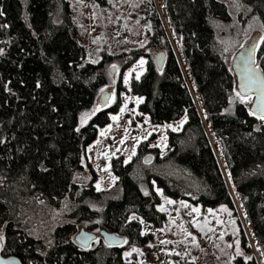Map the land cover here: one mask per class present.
Listing matches in <instances>:
<instances>
[{"label": "trees", "instance_id": "obj_1", "mask_svg": "<svg viewBox=\"0 0 264 264\" xmlns=\"http://www.w3.org/2000/svg\"><path fill=\"white\" fill-rule=\"evenodd\" d=\"M100 3L99 0H89ZM194 84L203 116L158 13L155 0H135L150 36L144 71L133 78L138 108L154 123L176 120L159 154L144 142L126 162L113 157L112 186L96 190L84 146L107 121L89 109L105 81L103 59H86L79 23L68 0H0V233L3 254L23 264H138L124 244L101 239L83 247L78 225L102 227L139 242L145 236L131 215L158 223L160 197L202 206L239 203L250 235L264 256V121L241 101L231 105L235 76L217 44V27L229 18L225 0H159ZM254 15L264 37V0H237ZM261 37V38H262ZM165 52L160 69L153 54ZM264 73V40L256 47ZM210 132V136H209ZM211 138L217 143L226 175ZM153 154L150 161L143 155ZM234 264H258L246 233Z\"/></svg>", "mask_w": 264, "mask_h": 264}, {"label": "rangeland", "instance_id": "obj_2", "mask_svg": "<svg viewBox=\"0 0 264 264\" xmlns=\"http://www.w3.org/2000/svg\"><path fill=\"white\" fill-rule=\"evenodd\" d=\"M68 1L74 20L80 24L79 39L85 47L86 59H103L104 62L105 81L99 87L92 106L82 112L80 120L85 122L96 111L109 109L106 113L107 121L96 125V134L84 146L83 153L84 161L90 164L94 172L92 186L97 190L99 184V190L106 189L117 179L110 166L113 157L120 156L123 162L128 161L141 142L149 148H157L159 154H164L168 149L167 131L178 129L185 117L183 115L169 122L154 123L148 114L138 108L143 97L132 91L130 81L140 76L145 69L150 36L147 32L149 25L142 21L135 0H99L100 3L89 0ZM225 1L228 4L229 18L217 27V44L230 64L234 53L243 44L255 42L257 47L262 37V28L258 19L244 5L237 0ZM155 3L195 103L203 116L194 84L160 1L155 0ZM157 51L154 52L153 59ZM141 60L144 61L143 64L140 63ZM104 90L109 92V97L102 106L99 101L100 93ZM237 92L235 87L229 104L241 101L249 108L253 96L241 94L244 97L242 101L236 95ZM211 143L226 175L218 145L212 138ZM148 156L150 161L153 154L147 152L143 158ZM155 190L159 194L158 206L160 210L163 209L161 211L164 217L160 222L154 223L131 215V219L140 222V232L145 238L139 242H127L126 236L122 235V244L125 246L123 257L138 264H234L235 256L238 253L244 254V247L240 244L242 229L258 264H264V256L250 235L237 200H234L236 211L233 213L225 204L202 206L188 199L169 197L158 187ZM80 228L95 232L93 242L102 240L99 234L102 227L87 228L80 224L75 232ZM0 237L3 241L1 233Z\"/></svg>", "mask_w": 264, "mask_h": 264}, {"label": "water", "instance_id": "obj_3", "mask_svg": "<svg viewBox=\"0 0 264 264\" xmlns=\"http://www.w3.org/2000/svg\"><path fill=\"white\" fill-rule=\"evenodd\" d=\"M165 57V52L163 50H158L154 55V62L156 67L160 69L163 65ZM230 67L235 76V83L238 92L242 95L251 94L253 96L249 110L251 113L255 112V115L260 116L261 113L257 108L259 85L251 86V90H247L241 87L242 82L247 83L249 76V70L255 69V72L252 73L255 79L259 80L264 78V73L261 70L260 66L256 62V43L250 42L243 44L233 55L230 61ZM113 70V69H112ZM109 97V92L104 90L100 93V105L104 106L107 103ZM149 156L144 158V161H148ZM99 234L101 235L102 241L108 245H120L124 241V237L120 234H117L115 231L108 230L106 228H100ZM96 234L93 231L80 228L74 234V240L76 243L83 247H88L93 240L95 239ZM3 241L0 239V264H23L15 254H3L2 253Z\"/></svg>", "mask_w": 264, "mask_h": 264}, {"label": "snow or ice", "instance_id": "obj_4", "mask_svg": "<svg viewBox=\"0 0 264 264\" xmlns=\"http://www.w3.org/2000/svg\"><path fill=\"white\" fill-rule=\"evenodd\" d=\"M3 13L0 12V15H2ZM262 40H264V37L261 38ZM141 64L144 63L143 60L140 61ZM115 67V66H113ZM255 72V69H250L249 70V76H248V79H247V83H243L241 84V87L242 88H245L247 90H251V86L253 85H259V92H260V95L258 96L257 100H258V103H257V108L259 109L261 115H260V119L264 120V78H261L259 80L255 79L254 76L252 75V73ZM139 78V76H137V79ZM236 95L238 97L241 98V100L243 101L244 100V97L241 96V94L239 92L236 93ZM251 97H249L250 99ZM123 111V109H122ZM253 115H255L256 113L253 112L252 113ZM113 119H116V117H113ZM97 190H99V184H97ZM163 211V209H161ZM194 211H197L194 209ZM211 211V210H210ZM0 239H2V237H0ZM135 251V249H134Z\"/></svg>", "mask_w": 264, "mask_h": 264}]
</instances>
